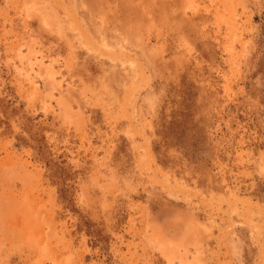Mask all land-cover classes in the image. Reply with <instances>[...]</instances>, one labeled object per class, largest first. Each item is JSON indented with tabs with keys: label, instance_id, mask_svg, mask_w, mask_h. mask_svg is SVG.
Here are the masks:
<instances>
[{
	"label": "rangeland",
	"instance_id": "374dc122",
	"mask_svg": "<svg viewBox=\"0 0 264 264\" xmlns=\"http://www.w3.org/2000/svg\"><path fill=\"white\" fill-rule=\"evenodd\" d=\"M0 264H264V0H0Z\"/></svg>",
	"mask_w": 264,
	"mask_h": 264
}]
</instances>
